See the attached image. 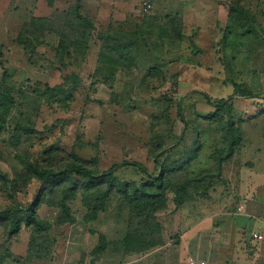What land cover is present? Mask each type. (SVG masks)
<instances>
[{
    "label": "rangeland",
    "instance_id": "rangeland-1",
    "mask_svg": "<svg viewBox=\"0 0 264 264\" xmlns=\"http://www.w3.org/2000/svg\"><path fill=\"white\" fill-rule=\"evenodd\" d=\"M145 1L119 0L111 13L120 20L110 25L92 15L98 3V13L110 12L101 0H81L82 14L94 22V34L120 25L129 31L140 24L149 29L152 25L155 34L168 18L180 17L166 10L167 1L158 12L153 6L143 12ZM205 1L204 9L196 7L186 17L188 27L171 26L166 41L152 37L148 45L139 44L130 53L132 68L114 71L98 65L101 43L95 36L86 57L72 59L67 67L54 59L60 27L49 24L34 51H26L18 41L19 32L33 19L47 12L52 15L54 9L63 11L75 0H54L53 6L46 0H0V84L6 70L14 98L0 133V169L9 179L26 177V181L29 162L54 167L64 161L81 162L99 173L126 161L137 162L150 175H157L154 157L162 150L166 153L159 161L167 170L186 164L183 176L212 168L209 155L218 145L220 132L216 123L202 120L215 111L202 93L212 101L231 97L225 102L230 108H224L220 120L232 115L246 137L239 154L223 165L222 182L205 195L191 188L177 208L172 194H166L165 206L156 212V239L161 242L140 253L124 246L130 208L119 202V194H110L94 219L84 221L92 209L86 206L83 192H78L66 204L74 222L61 224L60 210L36 196L37 179L27 181L25 193L17 191L13 198L9 185L3 187L0 180V212L31 205L38 221L47 223L39 233L32 225H22L9 242L0 225V251L4 254L7 249L8 259H13L6 264H167L170 259L175 264H190V259L194 264H207L210 259L230 264L237 253L250 255L247 247L257 243L248 240V232H230L229 224L241 217L250 195L264 202V115L255 117L264 110V0L251 5L247 0ZM231 3L246 14L230 19ZM190 21L199 28L192 30ZM216 22L221 27H213ZM232 82L260 97L233 94ZM199 136L205 141L201 140L202 149L192 162ZM178 141L181 145L171 151ZM115 175L120 183L141 184L135 166L119 167ZM242 243L245 250L239 248Z\"/></svg>",
    "mask_w": 264,
    "mask_h": 264
},
{
    "label": "trees",
    "instance_id": "trees-1",
    "mask_svg": "<svg viewBox=\"0 0 264 264\" xmlns=\"http://www.w3.org/2000/svg\"><path fill=\"white\" fill-rule=\"evenodd\" d=\"M46 1L49 6H53L54 0ZM67 7L63 11L54 9L52 15L49 14L33 19L30 26H25L19 32L18 41L23 44L26 51H34L36 49L40 42L45 39L44 34L47 26L52 24L60 27L57 46L54 50V59L60 61L61 66L67 67L72 64V59L82 60L85 58L91 47L93 36H95L101 43L98 65L100 67H107L108 65V68L114 71L123 67L129 70L133 66V58L132 54H130L132 49L141 43L148 45L152 37L166 41L168 28L177 24L180 27L183 24L180 17L174 16L168 18L169 20L166 23L158 26L159 32L155 34L151 32L152 25L149 29L145 28L144 24L135 25L129 31L120 25L94 34L93 31H95L96 27L92 20L82 14L81 0H75L74 3L69 4ZM229 11L230 19H233L232 16L234 14H246L240 6L233 5V3L229 6ZM60 14L61 16H59ZM35 25H39L40 28L42 26V29H36ZM2 78L3 81L0 84V133L14 103L12 87L7 85L9 76L6 70L3 71ZM231 87H233V94L250 98L260 97V95L253 94L246 86L243 87L235 82L231 83ZM202 95L208 102L212 103L215 110L203 116L202 120L216 123L220 132V135L217 134L218 145L215 147L214 152L209 155L210 160L213 162L212 168H204L197 174L189 175L186 173L184 176L181 171L182 169L185 170L186 164L181 165L178 169L167 170L159 161L160 156L164 155L166 150H162L160 156L154 157V162L159 167L157 175H150L146 170V166L137 162L126 161L118 166H113L103 173H99L96 169H92L81 162L64 161L54 167L49 165L48 167L47 165L41 167L38 164L29 162L25 165L28 171V179L26 181V177H21L20 181L16 178L11 180L0 169V180L3 187L9 185L7 187L8 192L10 198H13L17 191L25 193L27 181L33 178L37 179L40 187L36 196L38 195V198L42 196V202L60 210L61 214L58 216V221L61 224L74 222L66 204L67 201L73 200L78 192H83V196L87 200L85 201L86 206L92 209V215L88 219H84V221H92L96 212L103 209L102 206L110 194L117 193L119 194V202L128 205L130 208L128 227L123 239L124 246L134 251V253L151 249L161 242L156 239V237L159 239V223L157 222L156 212L165 206L166 194H172L177 208L181 207L183 202L190 196L191 188L196 193L205 195L215 184L222 182L223 165L229 162L234 155L239 154L242 148L244 135L241 123H235L230 114L228 119L220 120V114L224 108L228 106V109L230 108V105L225 102L231 97L218 98L212 101L207 94L202 93ZM179 110L181 108L178 105ZM263 115L264 110L259 111L255 117ZM180 116H182L181 113ZM201 140H204V138L202 137L201 139V136H199V148L195 150V153L193 152L192 162L196 161L202 149L203 141L201 143ZM180 141L171 147V151H176L181 145ZM198 150L200 151L197 152ZM185 152V150L178 151V154L182 155ZM191 161L190 163H192ZM125 166H135L136 170L141 172V176L138 179L141 183H139L140 186H137L134 182L120 183L115 173L119 167L123 168ZM74 176L83 179V182L80 183V181L75 180ZM142 180L145 181L141 182ZM92 201L99 202L100 205H96ZM33 211L32 206L29 205L24 208L16 207V209L12 206L0 212V225L3 226L6 234L5 242H9L22 225L26 227L32 225L38 233L43 231L45 227L47 228V223L39 222ZM4 252L6 253L3 254L0 251V264H6L7 260H13L8 259L11 255L9 256L7 249ZM14 262L16 261L14 260Z\"/></svg>",
    "mask_w": 264,
    "mask_h": 264
},
{
    "label": "crops",
    "instance_id": "crops-1",
    "mask_svg": "<svg viewBox=\"0 0 264 264\" xmlns=\"http://www.w3.org/2000/svg\"><path fill=\"white\" fill-rule=\"evenodd\" d=\"M94 1L97 2V0H94ZM101 1H103L104 6L107 7V11H110V12L106 16H104L101 13H98V11H100V9H101L100 8L101 5L97 2L98 3L97 9H94L95 13L93 12L92 15L94 17H96L97 20L103 24L107 23L110 25V24H114L115 21H119L120 20L119 17H117L116 15L111 13V10L113 9V5L115 3H119V0H108L107 2H105V0H101ZM150 1H152L153 10L155 12H158L156 10H158L159 8L162 7V4L164 3V1H167L166 10L168 12H170V11L174 12L172 14H179L181 19L183 20V24L185 27H188V25L186 23V17L196 7L204 9L205 8L204 3L206 2L205 0H150ZM230 1H233V0H230ZM247 1L250 3V5L252 3L259 4V2L254 1V0H247ZM124 2H129V0H124ZM201 4H203L204 7ZM87 6H89V5H87ZM105 10H106V8H105ZM105 10H104V12H105ZM212 10H213V8H212ZM159 12H160V14L163 13L161 11H159ZM119 13H121V11ZM47 15H49L48 12L42 16H47ZM127 15H129V14H127ZM127 15H126V17H128ZM102 17H104V18H102ZM114 17H117V18H114ZM210 17H211V15H210ZM190 23L193 25V26H191V28L193 27L192 30H194V27L199 28L197 23L192 22V21H190ZM213 27L219 28L221 26L216 22L213 25ZM244 139H246L245 136H244ZM258 152H260V151H258ZM250 167H251V164H250ZM252 167H254V165H252ZM263 194H264V188L262 190V195ZM262 195H260V197ZM248 198L249 199H247V208H244V211L239 214L241 217L238 220L236 219V223L231 222L229 224V229H230V232H234L237 235H239L240 230L248 232L249 233L248 234V240H250L251 242H254V244L255 243H257V244H255L256 247H254L253 244H252L253 247H249V246L247 247V250L250 251V253H249L250 255H248V256L247 255L244 256L241 253V251H240L241 255H239V253L234 255L230 260V264H264V240L262 242H255V241H252L250 239V232L253 230L259 231L260 233H262L264 235V228H262V226H261V222H264V202H262L260 200V198L258 200L254 194L250 195V197H248ZM231 220H234V219H231ZM84 244H85V242L81 243L82 248H83ZM239 246H240L239 248L242 247L243 250H245L243 243L240 244ZM16 255H22V254H16ZM12 256H15V253L14 254L12 253ZM202 259L206 260L205 256H203ZM207 259H208V257H207ZM15 264H22V263H15ZM167 264H175V263H174L173 259H170V262L168 261ZM178 264H183V263H178ZM207 264H215V263H213L210 259Z\"/></svg>",
    "mask_w": 264,
    "mask_h": 264
},
{
    "label": "built area",
    "instance_id": "built-area-1",
    "mask_svg": "<svg viewBox=\"0 0 264 264\" xmlns=\"http://www.w3.org/2000/svg\"><path fill=\"white\" fill-rule=\"evenodd\" d=\"M152 5L151 3L148 1H145L143 6H142V11L143 12H146L148 11L149 9H151ZM261 226L262 228H264V222H261ZM250 239L252 241H255V242H262L264 240V235L262 233H260L259 231H251L250 232ZM190 264H194V261L190 259ZM199 264H205L204 261H201Z\"/></svg>",
    "mask_w": 264,
    "mask_h": 264
}]
</instances>
